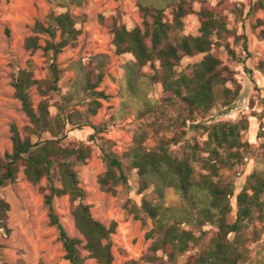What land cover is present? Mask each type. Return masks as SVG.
Here are the masks:
<instances>
[{"label":"trees","instance_id":"trees-1","mask_svg":"<svg viewBox=\"0 0 264 264\" xmlns=\"http://www.w3.org/2000/svg\"><path fill=\"white\" fill-rule=\"evenodd\" d=\"M49 1L65 10L58 13L51 10L42 20H36L23 46L30 52L43 51L50 77L35 79L30 61L28 69L19 68L12 76L14 97L19 100L29 124L23 128L24 136L14 122L9 126L11 149L0 157V187L14 183L20 171L32 184L45 178L46 185L38 189L43 194L48 223L57 230L68 264H85L87 258H93L97 264H113L111 235L117 223L112 220L104 224L93 217L90 205L84 202L87 193L74 169L75 164L87 162L91 147L66 140L70 130L89 126L93 129L90 137L104 162V170L97 177L99 189L114 194L119 184L129 187L123 163L126 159L128 167L136 171L139 192H146L134 214L142 225L146 223L145 217L152 222L145 234L146 239L153 238L143 255L145 261L150 264H238L242 258L240 236L246 221L264 219V170L253 168L244 186L234 193V181L221 170L239 173L236 166L243 163L242 150L247 149L240 142V132L247 129L248 122H206L204 119L215 107L224 109L230 105L241 90L233 70L211 51L212 47L219 45V39L232 36L249 56L245 34L231 32L222 10L208 0H136L141 23L131 29L117 15H99L98 22L112 33L115 53H129L133 57L125 64L126 93L140 101L136 112L144 119L128 149L119 156L112 150L111 140L97 135L102 127L82 120L78 111L68 110L75 98L78 102L84 96L85 114L94 115L101 106L100 99L109 97L98 89L108 62L105 54L95 55L86 64H74L75 81L57 105L56 113L49 111L46 99H41L36 107L33 105L29 87L36 85L42 96L58 88L61 72L57 67L58 55L65 46H76L80 33L77 23L82 19L69 8L72 4L80 6L85 0ZM194 3L199 4L198 10ZM248 6L247 15L255 8H264V0H248ZM189 14L197 16L196 35L184 33L185 18ZM259 34L264 40V28ZM42 35L46 38L40 44ZM224 48L231 59L239 61L228 42ZM196 55L202 56L181 66L184 58ZM145 66L153 70L146 74L152 83L161 86V94L154 101L136 85V80L144 75ZM149 115L154 119L147 120ZM66 125L72 126L66 129ZM172 128L179 131L167 136L165 131ZM189 130L199 132V138H188ZM151 135L155 142L147 145L145 142ZM202 135L204 138H200ZM182 141L181 155H174L170 146ZM56 180L59 185L55 184ZM166 189L177 196L176 204H168ZM64 195L68 196L69 212L81 238L67 232L54 208L53 198ZM233 196L234 217L230 202ZM9 209V203L0 198V232L5 235L10 232ZM205 225L214 229L205 230ZM191 248H196L195 255L181 261ZM1 249L0 244V256ZM82 250L87 255H82Z\"/></svg>","mask_w":264,"mask_h":264},{"label":"rangeland","instance_id":"rangeland-1","mask_svg":"<svg viewBox=\"0 0 264 264\" xmlns=\"http://www.w3.org/2000/svg\"><path fill=\"white\" fill-rule=\"evenodd\" d=\"M212 5H218L226 17L227 28L235 34H245L247 48L250 53L242 51V47L236 44L233 37L219 39V45L212 47V52L217 55L223 64L230 67L237 81L241 84L238 97L227 107H215L206 122L228 121L237 122L247 120L248 127L241 130L240 142L244 161L236 166L238 174L221 170L234 181V193H237L245 184L246 176L253 168L264 170V40L259 32L264 28V8H255L247 15L248 0H208ZM195 10L199 4L194 3ZM53 10L62 12L64 7H56L49 0H0V157L5 151H10L11 140L9 126L14 122L21 135L24 136V126L29 124L27 116L21 110L20 102L14 97L12 76L19 68L28 69L31 63L33 77L44 80L50 77L48 61L41 49L33 52L23 46L27 36L32 34V28L36 20H42L44 16ZM69 10L82 19L77 23L80 30L77 36L76 46H65L58 55L57 67L60 69V80L56 90L49 91L42 96L36 85L29 87L28 93L34 107L41 99H46L51 113L57 112V105L68 95L75 79L74 64L88 63L95 55L105 54L108 62L104 67V78L98 89H102L109 95L107 99H100L101 106L94 115H86L87 99L75 98L69 109L76 110L82 120L102 127L97 133L105 139L113 142L112 150L121 156L130 144L136 130L144 124V119L137 115L140 101H136L126 93L125 64L132 60L129 53L116 54L112 44V33L98 22V16L117 15L121 23L127 29L140 25L141 18L137 11L136 0H85L80 6L71 5ZM185 34L196 35L198 33V20L195 14H189L185 18ZM46 36H41L40 44L44 43ZM228 42L229 47L237 52L239 61L231 59L224 48ZM202 55L186 57L181 61V66L188 62H194ZM142 75L136 80V85L142 89L152 101L159 98L161 86L152 83L149 75L153 70L149 66L142 68ZM170 115L174 116V112ZM154 119L149 115L147 120ZM72 125H66L70 129ZM177 128L165 131L167 136L178 132ZM93 129L89 126L81 129H73L67 133V141L82 142L91 147L90 156L85 164H75L74 169L78 173L80 185L87 195L84 200L90 205V211L94 218L108 224L114 220L117 223L115 232L111 235L113 264H150L145 261L143 255L153 240L146 239L145 234L152 227L150 218L145 217V225L134 218V214L141 202V197L146 192H139L136 171L128 167V161L123 159L128 176V188L119 184L115 193H105L99 189L98 175L104 170V162L95 141L90 135ZM199 132L189 130L187 137L199 138ZM47 137L48 134L46 135ZM205 135L200 136L204 138ZM186 137V138H187ZM66 141V142H67ZM64 142V143H66ZM154 137L151 135L147 145H153ZM182 141L171 145L170 151L174 155H181ZM197 168V166H196ZM47 183L42 178L38 184L27 181L20 171L14 183L0 187V198L9 203L8 235L0 232V244L2 245L0 264H68L64 258V251L57 239V230L49 225L47 208L43 203V194L38 187ZM56 185L59 181L56 180ZM168 204H176L177 196L171 189H166ZM232 205V217L235 213L234 196L230 199ZM53 205L60 216L65 229L71 236L82 237L75 228L73 218L69 212L68 196L53 198ZM205 230L214 229L211 225H205ZM240 252L242 258L238 264H264V219L246 221V225L240 236ZM196 248H191L182 257H193ZM82 255L87 251L82 250ZM85 264H97L93 258H87Z\"/></svg>","mask_w":264,"mask_h":264}]
</instances>
